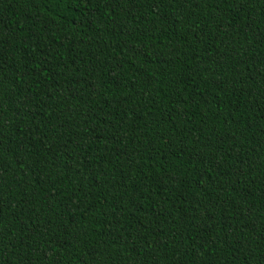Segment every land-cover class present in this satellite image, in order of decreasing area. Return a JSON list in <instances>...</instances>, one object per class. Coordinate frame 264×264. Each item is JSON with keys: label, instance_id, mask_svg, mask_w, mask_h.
I'll return each instance as SVG.
<instances>
[{"label": "trees", "instance_id": "trees-1", "mask_svg": "<svg viewBox=\"0 0 264 264\" xmlns=\"http://www.w3.org/2000/svg\"><path fill=\"white\" fill-rule=\"evenodd\" d=\"M0 264H264V0H0Z\"/></svg>", "mask_w": 264, "mask_h": 264}]
</instances>
